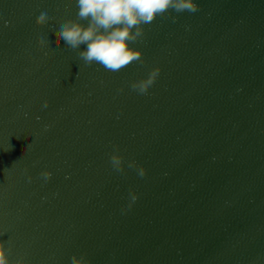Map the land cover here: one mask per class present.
Instances as JSON below:
<instances>
[{
	"label": "water",
	"instance_id": "obj_1",
	"mask_svg": "<svg viewBox=\"0 0 264 264\" xmlns=\"http://www.w3.org/2000/svg\"><path fill=\"white\" fill-rule=\"evenodd\" d=\"M67 3L0 0L9 259L264 264V0H196L195 13L158 16L131 45L143 63L117 72L56 49ZM41 11L53 19L38 27ZM155 67L148 94L132 91ZM113 145L123 173L109 163ZM132 159L144 177L127 167Z\"/></svg>",
	"mask_w": 264,
	"mask_h": 264
},
{
	"label": "clouds",
	"instance_id": "obj_2",
	"mask_svg": "<svg viewBox=\"0 0 264 264\" xmlns=\"http://www.w3.org/2000/svg\"><path fill=\"white\" fill-rule=\"evenodd\" d=\"M65 7L71 9V19L59 25L56 49L61 54L77 56L81 61L80 67L99 64L111 72L121 71L135 62L143 63L142 50L131 45L143 37L144 25L173 11L195 13L199 10L196 0H68ZM51 19L53 18L46 11H41L35 23L41 27ZM175 19L173 17L174 21ZM8 24L5 21L6 27ZM37 43L40 48L46 45L43 38L38 39ZM160 71L159 67H155L145 78L132 81L131 90L139 95H147ZM44 107H47V101ZM36 119L39 120L40 117L37 116ZM109 163L114 171H125V158L118 145H113ZM127 167L135 169L140 177L146 175L147 170L135 159L129 160ZM40 176L47 182L52 173L43 171ZM137 199L138 194L130 190L129 209ZM10 251V248L0 243V264H25L23 257L11 261ZM71 264H90V261L84 254L73 255Z\"/></svg>",
	"mask_w": 264,
	"mask_h": 264
}]
</instances>
